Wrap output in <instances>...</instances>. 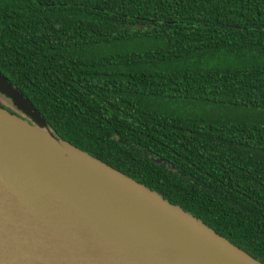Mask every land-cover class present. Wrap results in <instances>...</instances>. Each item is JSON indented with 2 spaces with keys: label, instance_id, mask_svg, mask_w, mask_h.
Wrapping results in <instances>:
<instances>
[{
  "label": "trees",
  "instance_id": "1",
  "mask_svg": "<svg viewBox=\"0 0 264 264\" xmlns=\"http://www.w3.org/2000/svg\"><path fill=\"white\" fill-rule=\"evenodd\" d=\"M0 73L264 264V0H0Z\"/></svg>",
  "mask_w": 264,
  "mask_h": 264
},
{
  "label": "water",
  "instance_id": "2",
  "mask_svg": "<svg viewBox=\"0 0 264 264\" xmlns=\"http://www.w3.org/2000/svg\"><path fill=\"white\" fill-rule=\"evenodd\" d=\"M0 94L24 116L0 106V264H262L59 139L1 73Z\"/></svg>",
  "mask_w": 264,
  "mask_h": 264
},
{
  "label": "rangeland",
  "instance_id": "3",
  "mask_svg": "<svg viewBox=\"0 0 264 264\" xmlns=\"http://www.w3.org/2000/svg\"><path fill=\"white\" fill-rule=\"evenodd\" d=\"M0 102L6 106H8L10 109L14 110V112L18 113L19 115L23 116L17 109L12 105V102L5 98L2 94H0ZM24 117V116H23ZM31 122V120H29Z\"/></svg>",
  "mask_w": 264,
  "mask_h": 264
},
{
  "label": "flooded vegetation",
  "instance_id": "4",
  "mask_svg": "<svg viewBox=\"0 0 264 264\" xmlns=\"http://www.w3.org/2000/svg\"><path fill=\"white\" fill-rule=\"evenodd\" d=\"M7 108H9L8 106H6ZM12 111H14V110H12Z\"/></svg>",
  "mask_w": 264,
  "mask_h": 264
}]
</instances>
